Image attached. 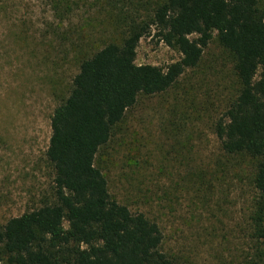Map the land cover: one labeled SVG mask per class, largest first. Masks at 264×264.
I'll list each match as a JSON object with an SVG mask.
<instances>
[{"label": "trees", "instance_id": "1", "mask_svg": "<svg viewBox=\"0 0 264 264\" xmlns=\"http://www.w3.org/2000/svg\"><path fill=\"white\" fill-rule=\"evenodd\" d=\"M89 5L97 18L65 28ZM50 31L79 70L51 115L46 159L52 192L0 226V264H194L165 251L157 218L115 198L100 159L141 97L176 87L215 37L231 55L235 84L214 123L223 153L249 160L255 192L248 239L237 264H264V0H48ZM4 8V7H2ZM180 54L167 67L137 63L144 37Z\"/></svg>", "mask_w": 264, "mask_h": 264}, {"label": "rangeland", "instance_id": "2", "mask_svg": "<svg viewBox=\"0 0 264 264\" xmlns=\"http://www.w3.org/2000/svg\"><path fill=\"white\" fill-rule=\"evenodd\" d=\"M83 5L67 30L97 18ZM56 24L48 0H0V226L52 192L51 87L59 82L66 95L79 70L73 53L61 59L70 48L58 47ZM216 36L176 87L139 98L100 159L112 195L157 218L165 251L194 264H237L253 246L251 163L225 155L214 129L235 84L233 59ZM180 57L155 32L137 49L138 64L167 67Z\"/></svg>", "mask_w": 264, "mask_h": 264}]
</instances>
